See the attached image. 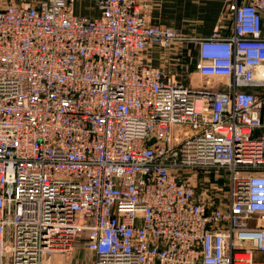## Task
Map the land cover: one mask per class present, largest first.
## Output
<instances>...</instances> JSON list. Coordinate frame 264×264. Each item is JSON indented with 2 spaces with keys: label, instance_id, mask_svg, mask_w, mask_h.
Instances as JSON below:
<instances>
[{
  "label": "built area",
  "instance_id": "1",
  "mask_svg": "<svg viewBox=\"0 0 264 264\" xmlns=\"http://www.w3.org/2000/svg\"><path fill=\"white\" fill-rule=\"evenodd\" d=\"M96 3L0 0V264H264V0L201 38Z\"/></svg>",
  "mask_w": 264,
  "mask_h": 264
},
{
  "label": "crops",
  "instance_id": "2",
  "mask_svg": "<svg viewBox=\"0 0 264 264\" xmlns=\"http://www.w3.org/2000/svg\"><path fill=\"white\" fill-rule=\"evenodd\" d=\"M40 0H4L6 3H35ZM245 0H140V8L146 14L147 22L151 25H164L178 30L186 37H207L223 20L221 36L231 33L232 18L230 6L242 4ZM97 0H74V13L78 16L96 17L99 15ZM185 47L193 48L195 44L186 42ZM264 95V88L258 89ZM264 122V108L261 114ZM82 246L84 252L85 248ZM76 249V248H75ZM74 251V250H73ZM76 252V251H75ZM80 252L77 250V253ZM87 252V251H86ZM88 253V252H87ZM89 254V253H88ZM91 257H93L91 255ZM261 257V255H259ZM74 264L79 261L70 258ZM69 260V261H70ZM55 260L54 262H56ZM90 258H85L80 264H89ZM93 264V263H92Z\"/></svg>",
  "mask_w": 264,
  "mask_h": 264
},
{
  "label": "rangeland",
  "instance_id": "3",
  "mask_svg": "<svg viewBox=\"0 0 264 264\" xmlns=\"http://www.w3.org/2000/svg\"><path fill=\"white\" fill-rule=\"evenodd\" d=\"M184 48H185V45L182 46L181 50H177V53H176L178 63L182 65L183 67L181 68L171 67V69L173 71H176L177 74L181 75V77L183 78V80H185V82H187L186 80L188 78L189 84L188 83L187 84L190 85V87H195L194 85H196L197 83L196 82L197 76L194 70L195 54L194 52H189V55L187 56L186 50H183ZM187 49L188 51L190 50V48H187ZM189 78H192V80L189 81ZM194 174L195 176L192 177V180L196 182L197 191L200 192L204 188L205 185L207 186V184L206 182L203 181L204 178L201 172L196 171L194 172ZM204 176L206 175L204 174ZM209 181L212 183L211 179H209ZM215 185L219 187L220 190L216 195H214V198H218L219 200L224 201V198H225L224 196H225V191H226L224 182L219 180L217 184L215 183ZM81 245H82L81 242H77L76 245L74 246V251L71 253V255L68 256V255L56 254L51 258V260H49L50 263L44 262V264H74L73 261L70 260V258L73 257V254H74V259L79 261V263L77 264H80L82 259L84 260L85 258H90L89 264H92L93 257H91L90 253L88 254L86 251L84 252ZM77 250L80 252L77 253ZM55 260L57 261L54 262Z\"/></svg>",
  "mask_w": 264,
  "mask_h": 264
}]
</instances>
